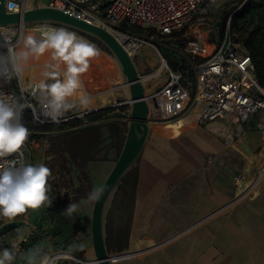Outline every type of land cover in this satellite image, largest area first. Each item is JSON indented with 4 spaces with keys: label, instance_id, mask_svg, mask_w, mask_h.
<instances>
[{
    "label": "crops",
    "instance_id": "crops-1",
    "mask_svg": "<svg viewBox=\"0 0 264 264\" xmlns=\"http://www.w3.org/2000/svg\"><path fill=\"white\" fill-rule=\"evenodd\" d=\"M49 62V72L66 71L58 64L62 61ZM41 69L26 73V81L45 83L46 68ZM104 99L94 97L89 105L104 109ZM94 115L42 131L40 139L29 142L26 165L50 169L52 204L28 208L26 219L3 217L0 253L9 249L15 258L33 253L35 264H42L54 253L71 254L89 241L85 253L94 254L91 238H85L94 203L89 196L111 170L124 129L115 115ZM186 117L164 125L173 130L172 137L149 131L135 164L128 226L116 210L112 236L107 235L112 263L264 264V176L256 177L264 166V138L257 128L264 114L250 117L244 135L233 141L223 122L203 125L196 118L186 123ZM69 203L78 205L71 218L63 211ZM25 237L27 244L21 243Z\"/></svg>",
    "mask_w": 264,
    "mask_h": 264
},
{
    "label": "built area",
    "instance_id": "built-area-1",
    "mask_svg": "<svg viewBox=\"0 0 264 264\" xmlns=\"http://www.w3.org/2000/svg\"><path fill=\"white\" fill-rule=\"evenodd\" d=\"M221 0H46L45 6L53 7L68 13L78 19L88 21L106 28L108 31L119 33L124 47L129 56L136 57L146 44L138 34L120 29V26H140L155 28L163 35L181 29L195 19L205 17L212 7ZM29 2V3H28ZM28 3V4H27ZM32 5V0H4L5 10L8 13H22ZM26 25L0 26V70L10 54L19 52L20 45L24 42ZM44 26H32L31 29L40 33L44 39L45 32L58 29L47 26L46 31H41ZM71 33V30L65 29ZM78 36V33H75ZM90 42L84 36H79ZM116 38V37H115ZM92 44V42H90ZM212 47L211 50L208 47ZM234 40V35L226 29L222 40L212 42L204 37L197 29L192 39L185 44L183 51L187 64L175 70L166 58L159 56L150 78L153 90L145 92V101L148 106V123H167L177 120L186 107L197 109V120L201 124L211 121H221L229 129L230 141L241 137L245 133V125L250 117L264 114V87L258 82L254 74V67L250 55ZM50 49L39 56H30L23 63L22 71H14L10 79L0 78V99L24 105L23 111L28 110L39 124L70 122L86 118L89 114L99 111L92 108L89 102L94 97L104 96L106 90H92L84 85L80 78L81 87L77 89L72 98H66L72 105L57 119L46 115L43 103L44 93L36 81H26L24 75L34 72L35 69L44 67L48 63ZM10 67V64H9ZM30 70V71H29ZM59 71L62 80L66 71ZM194 73V92L191 100L186 99L188 85L185 76ZM150 84V83H149ZM123 87L128 90L125 83L113 84L112 89ZM145 89V86H144ZM126 90V91H127ZM81 95H78V93ZM87 97L88 103L82 104L81 99ZM191 101V102H190ZM190 102V104H189ZM82 105H85L82 107ZM116 105L130 107L127 95ZM257 128L264 138V119H260ZM30 144L28 139L18 150L7 157L0 158V169L10 163L26 165ZM212 156L207 158L212 161ZM264 176V166L260 167L256 177ZM241 175H237L240 178ZM28 209L19 214L26 219ZM3 216H0V221ZM29 237L22 239L21 243H29ZM34 248V245H33ZM67 254V253H66ZM69 254H67V257Z\"/></svg>",
    "mask_w": 264,
    "mask_h": 264
},
{
    "label": "clouds",
    "instance_id": "clouds-1",
    "mask_svg": "<svg viewBox=\"0 0 264 264\" xmlns=\"http://www.w3.org/2000/svg\"><path fill=\"white\" fill-rule=\"evenodd\" d=\"M47 49H52L53 58L67 66L63 80L56 78L59 73L55 71L46 72L45 76L54 82H41L39 85L44 93L46 115L55 120L72 107L66 98L81 87V74L88 71L90 59L99 52L93 44L65 29L45 32L43 41L39 43L29 35L25 40V49L11 53L10 58L5 61L0 70V78L10 79L13 71L19 74L23 62L30 56L43 54ZM81 103L86 105L87 97L82 98ZM23 108L22 104L0 99V158L17 153L30 135L29 129L22 122ZM50 175V169L44 164L17 166L16 163H10L0 169V216L11 219L28 208L36 209L46 203L52 204L48 183ZM100 194L101 190H94L89 199L98 200ZM77 210L76 203H69L63 211L66 217L71 218ZM14 259L12 250L4 249L0 253V264H12Z\"/></svg>",
    "mask_w": 264,
    "mask_h": 264
},
{
    "label": "rangeland",
    "instance_id": "rangeland-1",
    "mask_svg": "<svg viewBox=\"0 0 264 264\" xmlns=\"http://www.w3.org/2000/svg\"><path fill=\"white\" fill-rule=\"evenodd\" d=\"M245 1L246 0H221L218 4H216L214 7L211 8L209 13L205 17L195 19L194 21L185 25L181 29L176 30L173 36L163 35L152 27L135 26L139 28L138 30L132 26L129 27L120 26L119 27L120 29L124 28L127 31L140 35L146 42V44L140 50L138 55L133 58L139 77H141V82H143L145 85V92L148 94L153 90V86H151V83H154V80L150 78V74L154 70L159 56L166 58L168 62L169 61L174 62L176 59L178 60L182 59V62L187 64L183 51L185 49L186 42L189 39L193 38L194 33H196L197 29H200V32L204 37L205 36L208 37L209 40L215 43L222 40L220 35L223 26L231 27V30L233 31L234 33L233 35L236 40L235 42L240 44L241 39L245 37L240 32V28L243 27V25L242 23L239 24L237 23L232 27V22L230 18L232 14L236 13L237 11H239V9L242 8ZM44 3H46V0H32L31 7L33 5L43 6ZM31 27L32 26L27 27L28 30L25 31V35L27 36H25L24 42L20 45L19 51L25 49V40L29 35H31L38 43L43 41V38L40 36V33L35 30H32ZM46 30H47V26H44L43 29H41V31H46ZM79 36L81 35L78 34L77 37L80 38ZM84 37L87 38L90 42H92V44L98 49L99 54L90 59L88 71L86 73L81 74L80 77L87 88L92 90H99V89L106 90L105 99H104L105 108L103 109V111L99 113L100 114L109 113L110 116L115 115L116 117L121 118V121L124 126L122 140L120 143L121 146L124 139V132L127 127V121L129 117V106L126 105L110 106V105L118 103L119 100L121 101L123 97L127 95L128 90L126 89L127 90L126 91L123 87H119L118 89H112L113 84L121 85L122 83H125V79L113 56L107 50L94 43L88 37L86 36ZM239 48H241V45H239ZM208 49L211 50L212 47H208ZM52 56L53 55H50L49 57L50 60H52L53 58ZM58 64L60 67L67 70L66 64H64L63 62ZM37 69L43 72V69L41 68H37ZM53 71L59 73V71L57 70H52V72ZM56 78L62 80L60 73ZM53 82L54 80L48 77L45 83L51 84ZM185 83H187L188 85V94L186 95V99L191 100L194 92V73L190 72L185 76ZM75 94L76 92H74L71 96L67 98H72L74 97ZM78 95H81V93L79 92ZM84 106L85 105H82V107ZM113 110H116V112L113 113ZM94 114L97 113L93 112V114L89 115V117L92 116L94 118L97 117ZM183 116H187L186 123H188L189 121L193 122L197 118V109L196 108L194 109L192 107H186L185 111L178 118H181ZM62 123H69V122H62ZM164 125L165 123H152V122L149 123V131L151 132V136H154L155 134H159L167 138L172 137L174 135L173 130L171 128L164 127ZM181 129H183V127L180 128V130ZM43 133L42 132L38 133L35 140L40 139V137L44 135ZM132 169L136 170V165H134ZM115 212L116 211H114V213ZM112 218L114 217L110 216L109 218L110 227L109 230H107L108 236H111V232L113 230L114 222ZM124 226L127 228L128 219H125ZM85 238H91L90 231L88 232V234H86ZM89 244H90L89 241L88 242L84 241V244H82L83 246L80 245L76 249H73L71 254L68 253L69 254L68 257L66 253H54L53 255L50 256L52 259L47 264H94L92 263V261L94 260V254L89 253V255H87V253H85V250L87 249V247H89ZM22 256H20L19 258H15L12 261V264H35L33 253L31 255H28L27 257H22Z\"/></svg>",
    "mask_w": 264,
    "mask_h": 264
},
{
    "label": "water",
    "instance_id": "water-1",
    "mask_svg": "<svg viewBox=\"0 0 264 264\" xmlns=\"http://www.w3.org/2000/svg\"><path fill=\"white\" fill-rule=\"evenodd\" d=\"M16 25L54 26L98 41L116 60L128 86L130 107L124 139L111 170L99 188L101 190L99 199L94 200L89 226L94 261H96L94 264H113L114 257L111 256L107 243L108 215L119 186L138 160L149 133L144 86L133 58L104 27L45 5H33L22 13H8L5 10L4 0H0V26ZM46 263L47 261L42 264Z\"/></svg>",
    "mask_w": 264,
    "mask_h": 264
},
{
    "label": "trees",
    "instance_id": "trees-1",
    "mask_svg": "<svg viewBox=\"0 0 264 264\" xmlns=\"http://www.w3.org/2000/svg\"><path fill=\"white\" fill-rule=\"evenodd\" d=\"M230 20L232 22V27L237 23H242L243 27L240 28V32L245 37L241 39L240 45L250 55L257 82L262 87H264V0H246L242 8L239 9V11H237L236 13L232 14ZM135 28L139 30L138 27ZM226 29H228L230 33L234 34L231 30V27L223 26L220 35L221 39ZM174 32L167 36H173L175 34ZM91 40L100 47L104 48L98 41L93 39ZM169 64L172 68L177 70L186 63H183L182 59H176L174 62L169 61ZM101 111H103V109L97 111L96 113H99ZM89 115L87 117H89ZM22 122L30 131V135L28 137L29 142L32 139H35L37 137V134L41 133L42 131H47L53 128H64L70 124V122L39 124L35 121L32 113L28 110H24L22 112ZM136 179L137 171L135 169H131L126 178L123 180L122 184L119 186V189L113 200L114 203L111 207L109 217L113 216L114 211L117 210L119 211L120 215L122 214L124 218L127 219L128 215L131 212V200L136 185Z\"/></svg>",
    "mask_w": 264,
    "mask_h": 264
},
{
    "label": "bare ground",
    "instance_id": "bare-ground-1",
    "mask_svg": "<svg viewBox=\"0 0 264 264\" xmlns=\"http://www.w3.org/2000/svg\"><path fill=\"white\" fill-rule=\"evenodd\" d=\"M29 3V2H28ZM27 3V4H28ZM28 9V8H27ZM97 25V24H96ZM99 25V24H98ZM28 30V29H27ZM110 31V30H109ZM115 37H116V39L118 40V41H122V38H121V36L119 35V33H117V32H115V31H110ZM25 36H27V35H25ZM51 55H53V50L51 49ZM51 64H50V62L49 63H46V65L44 66L45 68H46V71L44 72V75H45V73L46 72H49L50 71V68H51V66H50ZM42 68V67H41ZM30 71V70H29ZM35 71V70H34ZM30 73H32L31 71H30ZM140 80H141V77H140ZM142 84H143V86H145L144 85V83L142 82ZM144 96H145V89H144ZM52 258L51 257H46L45 259H44V261H47V262H49L50 260H51ZM92 263H96V261H92ZM41 264V263H40Z\"/></svg>",
    "mask_w": 264,
    "mask_h": 264
},
{
    "label": "flooded vegetation",
    "instance_id": "flooded-vegetation-1",
    "mask_svg": "<svg viewBox=\"0 0 264 264\" xmlns=\"http://www.w3.org/2000/svg\"><path fill=\"white\" fill-rule=\"evenodd\" d=\"M112 205H113V203H112ZM112 207V206H111ZM111 210V209H110Z\"/></svg>",
    "mask_w": 264,
    "mask_h": 264
}]
</instances>
